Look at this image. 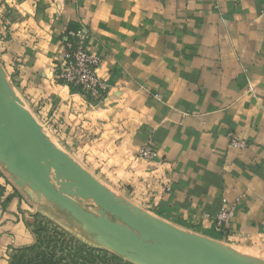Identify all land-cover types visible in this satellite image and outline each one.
<instances>
[{
	"label": "crops",
	"instance_id": "1",
	"mask_svg": "<svg viewBox=\"0 0 264 264\" xmlns=\"http://www.w3.org/2000/svg\"><path fill=\"white\" fill-rule=\"evenodd\" d=\"M79 27L99 101L55 76ZM0 62L52 143L123 201L264 254V0H0ZM148 142L152 161L138 156ZM40 200L0 163V264L33 243ZM223 200L236 206L226 236Z\"/></svg>",
	"mask_w": 264,
	"mask_h": 264
},
{
	"label": "water",
	"instance_id": "2",
	"mask_svg": "<svg viewBox=\"0 0 264 264\" xmlns=\"http://www.w3.org/2000/svg\"><path fill=\"white\" fill-rule=\"evenodd\" d=\"M0 163L80 223L105 249L134 264H264L123 201L52 143L13 91L0 62ZM80 201H91L96 214Z\"/></svg>",
	"mask_w": 264,
	"mask_h": 264
},
{
	"label": "rangeland",
	"instance_id": "3",
	"mask_svg": "<svg viewBox=\"0 0 264 264\" xmlns=\"http://www.w3.org/2000/svg\"><path fill=\"white\" fill-rule=\"evenodd\" d=\"M26 187L32 191L29 185ZM34 193L46 204L34 202L31 225L33 243L19 249L11 257L10 264H35L38 259H46L53 264H116L110 255H116L128 264H134L102 247L70 214L47 201L39 193ZM80 202L87 210L96 214L99 212L97 208L92 207L91 201ZM78 247L84 248L83 251L79 252ZM240 253L251 260L264 262V254Z\"/></svg>",
	"mask_w": 264,
	"mask_h": 264
},
{
	"label": "built area",
	"instance_id": "4",
	"mask_svg": "<svg viewBox=\"0 0 264 264\" xmlns=\"http://www.w3.org/2000/svg\"><path fill=\"white\" fill-rule=\"evenodd\" d=\"M87 31L84 27L68 31L65 37V53L57 64L55 76L63 83L71 85L92 101H99L102 97L105 85L97 74L100 58L88 52L84 46ZM230 145L234 148H244L245 141L240 140L234 134H228ZM139 158L152 161L158 156V151L152 142L146 143L138 153ZM236 212V206L228 205L223 200L222 207L215 217L217 230L224 236L228 234V227ZM206 218H209L207 216Z\"/></svg>",
	"mask_w": 264,
	"mask_h": 264
},
{
	"label": "trees",
	"instance_id": "5",
	"mask_svg": "<svg viewBox=\"0 0 264 264\" xmlns=\"http://www.w3.org/2000/svg\"><path fill=\"white\" fill-rule=\"evenodd\" d=\"M84 248H77L79 252L83 251ZM87 250V249H86ZM89 253H92L91 250H88ZM110 258L113 262H116V264H128L127 262L123 261L116 255H110ZM35 264H53L51 261H47L46 259H38ZM73 264H79L78 262H74Z\"/></svg>",
	"mask_w": 264,
	"mask_h": 264
},
{
	"label": "bare ground",
	"instance_id": "6",
	"mask_svg": "<svg viewBox=\"0 0 264 264\" xmlns=\"http://www.w3.org/2000/svg\"><path fill=\"white\" fill-rule=\"evenodd\" d=\"M236 251V250H235ZM236 252H238L239 254H241L242 255V253H240L239 251H236ZM263 260H264V256H263V258H262Z\"/></svg>",
	"mask_w": 264,
	"mask_h": 264
}]
</instances>
